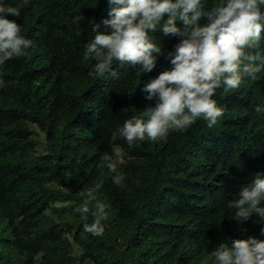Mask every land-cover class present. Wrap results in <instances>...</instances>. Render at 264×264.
<instances>
[{
  "label": "trees",
  "instance_id": "trees-1",
  "mask_svg": "<svg viewBox=\"0 0 264 264\" xmlns=\"http://www.w3.org/2000/svg\"><path fill=\"white\" fill-rule=\"evenodd\" d=\"M218 2L205 0L204 7ZM7 3L20 12L8 18L32 45L0 65V264H214L220 243L264 239L258 214L239 223L228 207L242 185L264 173V114L254 111L264 106V72L238 89L216 90L224 115L213 127L198 119L166 141L129 146L112 134L155 105L142 89L171 67L167 53L179 37L152 33L162 54L151 72L114 62L118 77L93 79L95 60L83 58L85 46L96 31H111L103 21L114 5ZM33 125L44 134L45 152H38ZM117 174L124 177L120 185L113 182ZM88 192L95 197L91 211L108 206L100 236L84 231L91 211L86 219L74 211Z\"/></svg>",
  "mask_w": 264,
  "mask_h": 264
},
{
  "label": "clouds",
  "instance_id": "clouds-1",
  "mask_svg": "<svg viewBox=\"0 0 264 264\" xmlns=\"http://www.w3.org/2000/svg\"><path fill=\"white\" fill-rule=\"evenodd\" d=\"M111 7L110 19L103 23L110 32L96 31L94 39L85 46V60L95 63L88 75L93 79L118 77L114 62L139 67L142 73L156 66L161 46L154 42L152 33L161 31L166 36L179 37L174 51L167 53L171 67L150 79L142 89L146 99H155L141 115L127 119L117 132L129 146L137 142L166 141L170 132L186 131L198 119L209 128L217 124L224 109L214 99L216 90L238 89L245 78L257 79L264 72V0H219L205 9V0H107ZM20 12L0 0V65L25 55L32 41L22 35L16 19ZM83 16L74 22H81ZM177 21L182 22L179 27ZM3 84L0 77V85ZM264 114V106L254 108ZM108 169L116 173L117 165L109 155L103 157ZM124 177L117 174L113 182L120 185ZM95 197L88 192L81 206L74 209L85 219L90 213L89 203ZM264 173L258 171L253 179L240 187L237 198L228 202L235 209L237 222L247 221L253 213L264 224ZM59 207V205H57ZM105 204H97L91 224L84 231L103 235V221L107 219ZM264 236V226L260 228ZM214 264H264V239L249 236L220 243L212 252Z\"/></svg>",
  "mask_w": 264,
  "mask_h": 264
},
{
  "label": "rangeland",
  "instance_id": "rangeland-1",
  "mask_svg": "<svg viewBox=\"0 0 264 264\" xmlns=\"http://www.w3.org/2000/svg\"><path fill=\"white\" fill-rule=\"evenodd\" d=\"M33 129L37 131V133H38V137L37 138L41 142V144L37 147L38 148V152H45L46 151V148L43 145L44 134L35 125H33ZM115 152H116L117 155H120V153H121L120 149H118V148H116V151Z\"/></svg>",
  "mask_w": 264,
  "mask_h": 264
}]
</instances>
